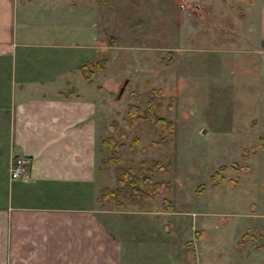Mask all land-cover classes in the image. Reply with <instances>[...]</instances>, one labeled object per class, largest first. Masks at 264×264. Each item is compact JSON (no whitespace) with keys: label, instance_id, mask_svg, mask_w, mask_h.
I'll use <instances>...</instances> for the list:
<instances>
[{"label":"rangeland","instance_id":"obj_1","mask_svg":"<svg viewBox=\"0 0 264 264\" xmlns=\"http://www.w3.org/2000/svg\"><path fill=\"white\" fill-rule=\"evenodd\" d=\"M242 3L69 0L66 65L107 58L92 77L97 139L122 146L105 156L139 176L159 163L152 200L126 203L138 264H264V43ZM150 91L173 128L146 120ZM101 158L96 181L113 187Z\"/></svg>","mask_w":264,"mask_h":264},{"label":"crops","instance_id":"obj_2","mask_svg":"<svg viewBox=\"0 0 264 264\" xmlns=\"http://www.w3.org/2000/svg\"><path fill=\"white\" fill-rule=\"evenodd\" d=\"M241 1L264 43V0ZM68 6L0 0V264H138L131 205L98 201L100 93L79 69L92 58L65 63ZM18 156L30 161L26 180L9 177Z\"/></svg>","mask_w":264,"mask_h":264},{"label":"trees","instance_id":"obj_3","mask_svg":"<svg viewBox=\"0 0 264 264\" xmlns=\"http://www.w3.org/2000/svg\"><path fill=\"white\" fill-rule=\"evenodd\" d=\"M106 64L107 58H99L84 62L79 66V69L84 74L85 78L91 82L93 75L105 68ZM149 96L148 113L145 115L146 120L157 125L161 124L168 129L173 128L172 120L166 119L163 115L158 114L156 107H158L159 101L155 97V92L150 91ZM136 108L137 106L135 104H131L129 112L134 114L136 112ZM98 137H100V135ZM100 140L97 145V157H102L101 162L103 160V163L107 166H115V185L113 187L102 186L98 196V201L101 203L107 201L110 204H114L118 208L124 207L127 202L140 206L148 204L161 185V182L153 181L150 176L151 170L155 167L158 168L159 163L155 162L147 168H140L141 176H139L133 168L120 164L119 156H105L106 151L111 150L114 152L115 147L122 146L121 142L114 140V138L110 135L102 138L101 141ZM101 144H103L106 150L101 146ZM143 165L147 166L144 163ZM99 168L98 164V170ZM221 169H223V167H221ZM243 169H246V167ZM217 176L218 173H215L211 179H214Z\"/></svg>","mask_w":264,"mask_h":264},{"label":"built area","instance_id":"obj_4","mask_svg":"<svg viewBox=\"0 0 264 264\" xmlns=\"http://www.w3.org/2000/svg\"><path fill=\"white\" fill-rule=\"evenodd\" d=\"M8 173L10 179L12 180H26L30 173V161L24 156L12 158L9 165Z\"/></svg>","mask_w":264,"mask_h":264}]
</instances>
